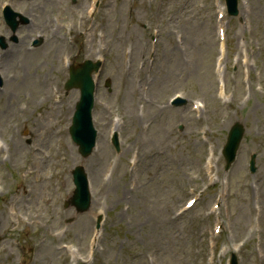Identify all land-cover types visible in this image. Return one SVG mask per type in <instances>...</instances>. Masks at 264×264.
<instances>
[{
  "label": "rangeland",
  "instance_id": "rangeland-1",
  "mask_svg": "<svg viewBox=\"0 0 264 264\" xmlns=\"http://www.w3.org/2000/svg\"><path fill=\"white\" fill-rule=\"evenodd\" d=\"M180 2V8L178 10L179 15L188 16L189 20L187 22V26L189 27V37L191 44L197 41H201L205 39V44L209 43L210 34L208 33L209 28L211 27V22L209 19V26L206 21H203L198 6L202 0H178ZM247 8L249 9V14L247 17L248 27L247 29L251 33H261L263 38L255 37L252 35L253 40L259 45V49L257 52L261 54L264 58V0H248ZM111 19L106 23L108 24ZM113 28H118L122 34V38L129 37V31L125 29V22L120 19V21L113 20L112 21ZM188 29V28H187ZM186 29V30H187ZM206 35V38H205ZM115 39L119 37V33H115L113 35V30L109 31L107 34V39ZM186 38L183 37V46H187ZM167 42H169L167 40ZM204 43V42H203ZM202 43V44H203ZM201 44V45H202ZM191 51L192 61L194 63V67L186 68L184 65L183 73L186 72V75L182 76L187 77L188 80L185 82H177L175 84H189L193 89L195 88V82L197 80H205L203 76H194L189 75L192 71L202 68L206 69V63L201 60V58L197 55V48ZM167 52H162V48L159 51L158 60L155 63V67L150 71L151 76H153L156 71L157 80H164L165 85L170 84L176 79V74L174 73V65L179 62V55L175 54L174 59L170 60L166 58ZM34 55H27L26 61L27 64L33 63ZM200 63H204V65H200ZM163 64V67H162ZM167 66V67H165ZM158 68V69H157ZM162 70H168V73L164 74ZM264 70V68H263ZM151 78V77H150ZM164 85V86H165ZM162 86L160 88L159 84L153 85L152 79L150 80V96H155L156 101L160 103V105H146L144 109V113L142 115L141 121L146 125V128L150 130L152 136H161L166 140H173L174 143H170L166 141L168 146V153H152V150L142 149L140 153L141 157V166L138 168L137 172L133 176V181L136 185L137 189H142L146 196V202L141 205L150 206V229L146 228L144 238L147 244V247L150 249L154 247L159 251H163L168 249L169 240L173 239L175 233L172 229L164 224V222L160 219V209L167 203L168 196H171L173 201H177L181 195L182 189L186 186L187 183L194 180L195 176L200 175L201 166L198 162V156L196 155V140L192 144H188L184 142L183 138H179L176 136L168 135L170 138H166L163 134L158 131L159 126L163 123L162 120L165 121V117H162V107L161 105L164 103L165 99L170 94V89H164ZM159 94V95H158ZM131 96L132 92L130 89L126 90V96L121 101L118 102L109 100L108 106L105 109H100L98 112V120L100 125L105 122V117L111 113V110L120 114L124 121V132L128 130H132L134 128V109L131 107ZM262 131V135L264 136V124L261 125L260 129L256 130V132ZM175 149V150H174ZM107 150V149H106ZM172 155V156H171ZM171 156V158H170ZM101 162L100 165H102ZM164 164L166 168H169V172L164 174V176L157 180L163 181L162 184H155V181H148L150 174L154 168H163ZM171 166V167H168ZM143 177L144 184H139L138 181ZM120 176L117 180V189L124 186L123 180L119 182ZM207 202L202 204V206L198 209V212H203L207 208ZM172 260V259H171ZM172 264L175 263V260H172Z\"/></svg>",
  "mask_w": 264,
  "mask_h": 264
}]
</instances>
